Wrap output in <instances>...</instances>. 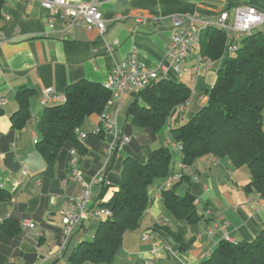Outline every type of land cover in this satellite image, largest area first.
Returning a JSON list of instances; mask_svg holds the SVG:
<instances>
[{"label": "crops", "instance_id": "crops-1", "mask_svg": "<svg viewBox=\"0 0 264 264\" xmlns=\"http://www.w3.org/2000/svg\"><path fill=\"white\" fill-rule=\"evenodd\" d=\"M4 1L6 17L0 20V98L6 103L0 116V178L3 190L11 197L0 202V224L10 218L21 224V230L9 239L0 229V264H73L70 256L74 249L93 238L99 221L79 225L68 240L64 239V202L77 196L83 185L71 175V151L58 163L48 165L36 149L40 139L36 125L46 107L41 102L43 91L52 88L65 96L67 87L81 80L103 84L132 53L146 68L157 70L163 62H169L166 51L173 30L170 17L196 14L203 20H214L220 13L254 0H58L67 6L80 2L99 4L107 27L102 35L97 29L71 25L69 19L52 15L40 0ZM154 17L161 21L154 22ZM260 28L264 29V25ZM222 62L223 58L204 57L199 45L184 64L189 69L187 73L178 75L170 64V78L186 83L192 96L186 105L171 112L166 126L154 139L133 124L128 114L138 96L131 91L125 92L121 101L109 103L106 111L115 126L104 138L95 134L102 126L100 115L88 117L80 128L87 135L81 140L84 155L77 154L84 182L100 174L113 185L127 157L145 162L149 151L161 147L172 151V173L184 176L169 187L165 179L150 187V205L139 227L125 233L111 264H144L147 259L155 264H201L223 239V224H227L231 242H251L264 231V200L257 193L244 191L251 181L248 167H236L227 157L211 155L199 157L192 167H187L181 151L173 146L171 131L206 105L207 91L215 84ZM25 87L33 90L32 117L24 128L13 129L11 116L19 108L16 93ZM122 135L132 140L118 146ZM23 169L27 171L24 178ZM173 187L179 195L190 190L197 198L199 212L204 214L202 221L188 224L175 219L165 208L162 192ZM102 188L92 186L91 207L98 206ZM109 196L110 192L105 198ZM25 221L35 223V228L22 226ZM164 228L181 237L183 249Z\"/></svg>", "mask_w": 264, "mask_h": 264}, {"label": "trees", "instance_id": "trees-1", "mask_svg": "<svg viewBox=\"0 0 264 264\" xmlns=\"http://www.w3.org/2000/svg\"><path fill=\"white\" fill-rule=\"evenodd\" d=\"M4 6L5 1L0 0V20ZM226 43V33L221 29L209 28L202 33L201 54L209 60L223 58L222 66L215 84L207 91L206 105L193 118L174 128L171 137L182 146L183 163L187 167L207 155L227 157L236 167H248L251 181L244 186V191L257 193L264 200V29L259 28L244 37L233 54L227 52ZM32 95L33 90L26 87L17 91L19 108L11 116L13 129L24 128L31 120ZM191 96L192 89L186 83L163 77L138 94L128 114L133 124L154 139L166 126L171 112L186 105ZM111 100V91L102 83L81 80L67 87L63 103L46 105L36 125L40 136L36 149L43 160L48 165L56 164L71 150L84 155L77 129L88 117L103 115ZM3 113L0 107V116ZM105 133L101 126L95 134L104 138ZM172 170L173 154L168 147L149 151L145 162L127 157L119 179L114 180L113 185H103L97 201L110 215L99 221L91 240H84L74 249L70 261L73 264H111L122 247L125 233L139 227L150 205V187L171 175ZM183 178L182 175L180 181ZM108 192L110 196L105 198ZM10 197L0 189V202ZM162 198L175 219L188 224L204 219L197 198L190 190L179 195L173 187L164 190ZM2 228L5 235L13 239L21 230V224L7 218L0 224ZM164 230L184 248L177 233ZM201 264H264V231L251 242L221 239Z\"/></svg>", "mask_w": 264, "mask_h": 264}, {"label": "built area", "instance_id": "built-area-1", "mask_svg": "<svg viewBox=\"0 0 264 264\" xmlns=\"http://www.w3.org/2000/svg\"><path fill=\"white\" fill-rule=\"evenodd\" d=\"M40 1L52 15L60 19H69L71 25L97 29L101 35L106 31V23L97 3L80 2L76 5L67 6L58 0ZM3 16L6 17L4 13ZM140 20L144 21L145 19ZM152 20L154 22L161 21L158 17H154ZM169 21L173 27L166 51L169 62H163L159 69L152 70L142 65L138 61L137 55L132 53L103 83L104 87L111 91L112 100L121 101L123 94L128 91L139 94L151 83L157 82L163 77H170V64L174 66V70L178 75L187 73L189 69L184 64L189 54L200 45L202 33L206 29L218 28L223 30L227 37V52L229 54L235 53L244 37L264 25V7H257L253 4H241L231 11L220 13L214 20H203L196 14H182L170 17ZM50 26H53L52 22H50ZM64 101L65 96L58 95L52 88H47L43 91L41 102L45 105L63 103ZM5 103L6 100L0 98V107ZM100 119L101 125L106 132L114 128L115 121L107 114V111L100 116ZM77 134L81 140L87 137L80 129H77ZM131 140L129 135H122L119 137L118 146L129 144ZM173 146L179 151L182 149L179 143H174ZM70 168L72 176L81 181L83 186L77 196L68 198L64 203L62 232L65 240H68L73 235L75 228L79 225L89 221H100L110 215V211L106 208L90 206L92 186L108 185L109 183L98 175L92 177L90 182H84L75 150H71ZM26 175L27 171L23 169L22 177L24 178ZM181 178L182 174H171L165 178V185L169 187L173 182L179 181ZM3 187L4 182L0 178V189H3ZM22 226L35 228V223L25 221ZM221 230L223 231V239L230 241L227 234V224H223ZM146 238L147 236H144V239ZM209 255L210 253L206 257ZM144 264L155 263L147 259Z\"/></svg>", "mask_w": 264, "mask_h": 264}, {"label": "water", "instance_id": "water-1", "mask_svg": "<svg viewBox=\"0 0 264 264\" xmlns=\"http://www.w3.org/2000/svg\"><path fill=\"white\" fill-rule=\"evenodd\" d=\"M252 4L257 7H264V0H260V1L254 0Z\"/></svg>", "mask_w": 264, "mask_h": 264}, {"label": "rangeland", "instance_id": "rangeland-1", "mask_svg": "<svg viewBox=\"0 0 264 264\" xmlns=\"http://www.w3.org/2000/svg\"><path fill=\"white\" fill-rule=\"evenodd\" d=\"M188 103V102H187ZM124 154H125V152H124ZM173 174V173H172ZM72 175V174H71ZM95 176H97V175H95ZM98 176H102L104 179H105V177L103 176V175H100V174H98ZM94 177V176H93ZM106 180V179H105ZM180 181V180H179ZM179 181H176V182H173V183H177V182H179ZM101 186H103V185H101ZM259 197H260V195L259 194H257ZM70 198V197H69ZM68 199V198H67ZM66 199V200H67ZM65 200V201H66ZM65 203V202H64Z\"/></svg>", "mask_w": 264, "mask_h": 264}]
</instances>
